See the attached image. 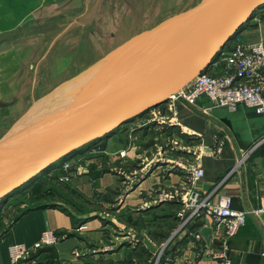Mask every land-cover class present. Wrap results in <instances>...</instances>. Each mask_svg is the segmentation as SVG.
Masks as SVG:
<instances>
[{"label": "crops", "instance_id": "1", "mask_svg": "<svg viewBox=\"0 0 264 264\" xmlns=\"http://www.w3.org/2000/svg\"><path fill=\"white\" fill-rule=\"evenodd\" d=\"M87 9V0H0V142L49 92L130 38L107 48L98 46V31L81 23L88 22L83 21ZM240 33L247 43L264 44V6ZM210 105L206 97L196 102L199 108ZM176 109L180 124L201 134L204 146L221 149L203 158L205 174L196 185L204 196L217 202L225 194L235 210L263 207L264 144H255L264 136V116L244 104L235 111L216 108L211 115L181 101ZM152 110L73 153L68 186L54 181L58 174H67L63 160L11 196L0 212V264L11 263V245L33 246L47 230L67 237L41 251L45 264H159L162 256L161 264H216L213 258L197 257L196 236L205 240L209 252L215 245L213 229L197 219H179L177 204L157 200L158 190L184 181L182 173L156 169L125 189L123 178L108 169L119 164L123 150L129 169L139 168L144 156L148 162L147 148L141 149L138 141L155 133L152 126L143 127ZM99 145L103 151L92 154ZM16 201L22 210L9 217ZM228 257L233 264H264V226L254 213L230 238Z\"/></svg>", "mask_w": 264, "mask_h": 264}, {"label": "water", "instance_id": "2", "mask_svg": "<svg viewBox=\"0 0 264 264\" xmlns=\"http://www.w3.org/2000/svg\"><path fill=\"white\" fill-rule=\"evenodd\" d=\"M263 6L264 0H201L59 85L43 98L59 94L49 112L0 142V202L76 151L166 104L207 72Z\"/></svg>", "mask_w": 264, "mask_h": 264}, {"label": "built area", "instance_id": "3", "mask_svg": "<svg viewBox=\"0 0 264 264\" xmlns=\"http://www.w3.org/2000/svg\"><path fill=\"white\" fill-rule=\"evenodd\" d=\"M201 97H206L211 105L197 107L196 102ZM178 101L204 115H211L216 108L235 111L240 104H244L264 116V44L247 43L238 32L214 58L207 72L201 73L166 104L154 108L149 118L143 121V127L152 126L154 135L162 139L156 141L157 152L148 156V162L143 158V164L137 169H109L123 178L125 189L132 188L135 182L151 175L156 169H164L169 174L176 171L182 173L184 181L169 189L158 190L157 200L176 203L179 219L185 222L197 219L202 226L213 229L215 245L209 252L205 240L196 236L197 257L213 258L216 264H233L228 257L230 238L246 224L251 213L258 216L264 226V206L253 211H241L232 208L231 198L225 194H221L217 202L210 201V196H204L196 185L205 174L203 158L207 155L216 156L221 149L204 146L201 134L187 130L180 124L176 117ZM263 144L264 136L256 142L255 148ZM126 154L125 150L118 154V166L124 167L126 162L128 164V158L124 159ZM248 154L244 155L243 160ZM71 166L72 163L68 162L62 165V169L67 172L61 176L62 182L71 181ZM66 237V234L47 230L33 246L13 244L9 247L10 264H45L41 251L55 246ZM195 262L190 260L187 264Z\"/></svg>", "mask_w": 264, "mask_h": 264}, {"label": "rangeland", "instance_id": "4", "mask_svg": "<svg viewBox=\"0 0 264 264\" xmlns=\"http://www.w3.org/2000/svg\"><path fill=\"white\" fill-rule=\"evenodd\" d=\"M198 1L199 0H87L88 9H87V14L83 15V21L87 20L88 22H81V23L84 26H86V28L88 29H92L94 27V29L98 31L96 36L98 37L100 36V42L98 43V46L101 43L103 47L107 48L109 46H114L119 44V42L123 41L127 37H131L134 34L152 28L153 26L157 25L159 21L161 22L167 19L168 17H171L173 15L186 11L191 7H194L198 3ZM57 95L58 93L51 96L47 100L46 99L43 100L42 98V100H40L37 103V105H35L31 109L32 112L30 114L28 113L29 115L28 114L25 115L26 117L24 118L23 120L24 122L22 123V125L23 126L25 125V127H27L31 123L38 120L39 119L38 117H41L47 112H49L57 101V97H56ZM22 125L18 124V122L13 124V126L6 132L2 140H4L7 137H10L11 135L21 133V131L23 130ZM154 134L155 133L148 134V138L143 137V139H141L140 137L138 141L141 142L142 145L141 149H143L144 147L147 148L146 156L155 154L157 152V149L155 147L156 141L159 142L162 141V139H160L159 136ZM143 144L145 145L143 146ZM102 151L103 150H100V145L97 148L93 147L91 150L92 154L101 153ZM127 158L129 157L126 154V157L124 159ZM143 158H145V156ZM65 160L70 163L73 162L71 159L69 160V158ZM141 163L143 162H140L139 164ZM124 164L125 167L118 166L119 164L118 165L115 164L109 166L108 169H115V170L119 168H123L125 170L129 169L130 166L128 167L127 162ZM82 169L83 168H79V170ZM51 172L55 173L56 170ZM77 174L78 172L76 173V175ZM62 175L64 174H58L56 178L60 179ZM50 185L51 184H49V186ZM47 186L48 183L45 184L43 188H46ZM54 186L56 185L54 184ZM61 190L63 191L64 189ZM63 192L67 197L72 198V194H70V192H68L67 190ZM10 198L8 200H10ZM56 199L59 201H63L61 203L64 204L67 203L63 199L62 200L59 198ZM4 202L6 206L7 199L1 200L0 212L3 208ZM20 203H21L20 201H16L15 203H13L15 204L14 206L11 205V208L9 209L11 215H9V217L16 216L17 213L22 210V208H20L19 206ZM22 203H26V201L23 199ZM143 225H144V221H143Z\"/></svg>", "mask_w": 264, "mask_h": 264}, {"label": "trees", "instance_id": "5", "mask_svg": "<svg viewBox=\"0 0 264 264\" xmlns=\"http://www.w3.org/2000/svg\"><path fill=\"white\" fill-rule=\"evenodd\" d=\"M119 165H120V161H119ZM124 167H125V165H124ZM53 174H56V172L55 173H53ZM50 175H52V174H50ZM56 179V178H55ZM54 179V181H56V183H59V184H61V185H63V186H68L69 184H70V182H68V183H65V182H62L60 179H56L55 180ZM8 203V202H7ZM171 203H173V202H171ZM174 204H176V203H174ZM21 212V211H20ZM164 252V251H163ZM164 255V254H163ZM162 258H163V256H162ZM162 258H161V260H160V262H159V264H161V262H162Z\"/></svg>", "mask_w": 264, "mask_h": 264}, {"label": "bare ground", "instance_id": "6", "mask_svg": "<svg viewBox=\"0 0 264 264\" xmlns=\"http://www.w3.org/2000/svg\"><path fill=\"white\" fill-rule=\"evenodd\" d=\"M240 31H241V30H240ZM240 31H239V32H240ZM71 156H72V155H70L68 158H70ZM68 158H65V159H68ZM65 159H63L64 161L61 160V161H63L62 165H63L65 162H68V161H66ZM61 161H60V162H61ZM68 163H70V162H68ZM55 170H56V169H55ZM55 170H52V171H55ZM44 173H46V171H45ZM44 173H43V174H44ZM13 194H14V193H13ZM13 194H12V195H13ZM12 195H11V196H12ZM11 196H10V197H11ZM10 197H9V198H10ZM9 198H8V199H9Z\"/></svg>", "mask_w": 264, "mask_h": 264}]
</instances>
